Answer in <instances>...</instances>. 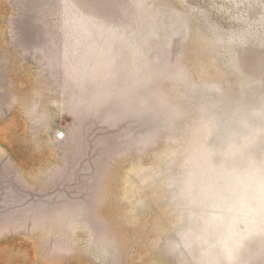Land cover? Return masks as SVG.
Wrapping results in <instances>:
<instances>
[{
  "label": "rangeland",
  "instance_id": "374dc122",
  "mask_svg": "<svg viewBox=\"0 0 264 264\" xmlns=\"http://www.w3.org/2000/svg\"><path fill=\"white\" fill-rule=\"evenodd\" d=\"M0 264H264V0H0Z\"/></svg>",
  "mask_w": 264,
  "mask_h": 264
}]
</instances>
